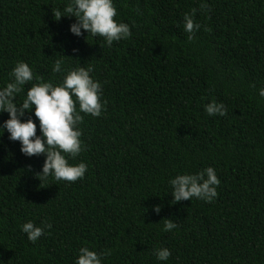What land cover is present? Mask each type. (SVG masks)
Segmentation results:
<instances>
[{
	"label": "trees",
	"instance_id": "trees-1",
	"mask_svg": "<svg viewBox=\"0 0 264 264\" xmlns=\"http://www.w3.org/2000/svg\"><path fill=\"white\" fill-rule=\"evenodd\" d=\"M202 2L114 0L132 35L109 47L54 17L67 0H0V87L21 60L58 83L63 57L65 69L91 66L107 101L101 116L81 113L85 148L70 163L88 167L76 181L41 183L44 154L0 135V264H74L81 246L111 249L103 264H264V0ZM192 8L201 28L189 41ZM212 99L225 116L206 114ZM208 166L221 181L212 202L172 201L171 176ZM164 218L177 228L161 231ZM27 220L52 227L30 242ZM155 247L170 249L167 262Z\"/></svg>",
	"mask_w": 264,
	"mask_h": 264
},
{
	"label": "clouds",
	"instance_id": "clouds-1",
	"mask_svg": "<svg viewBox=\"0 0 264 264\" xmlns=\"http://www.w3.org/2000/svg\"><path fill=\"white\" fill-rule=\"evenodd\" d=\"M207 7L204 0L200 8ZM196 11L192 8L183 14V30L189 41L193 40L195 33L201 28L200 23L195 20ZM53 13L56 19L75 17V22L69 25V31L73 35L81 36L82 30H86L87 36L103 37L104 43L109 47L114 41L128 39L132 35L130 25L119 20L114 0H67L62 10L57 9ZM64 64L63 57L54 61L52 72L63 73V79L53 83L35 75L29 63L17 61L9 73V81L0 87V113H8V118L0 123V135L6 130L8 139L19 141L20 152L26 156L44 154L41 170L36 173L41 183L48 177L67 182L84 177L88 167L86 162L81 160L70 163L85 148L81 139L80 125L84 120L81 113L92 117L101 116L107 104L103 98L102 82L91 75V66L78 65L65 69ZM34 80L36 82L31 84L21 101L17 102L16 98L24 92V86ZM258 94L264 98V87L258 89ZM26 111L29 116L23 119ZM204 111L208 116L222 117L226 115L227 108L223 102L212 99L204 105ZM168 183L171 186L172 201L196 198L212 202L218 195L217 186L221 181L215 168L208 166L195 173H177L169 178ZM160 210V205L154 206V211L159 213ZM177 226L173 219L164 218L161 231L170 232ZM51 227V223L42 221L35 224L32 220H27L20 226L30 242H36ZM153 254L157 261L167 262L171 251L167 247H155ZM109 255L111 249L97 252L88 246H81L74 264H103L104 258Z\"/></svg>",
	"mask_w": 264,
	"mask_h": 264
}]
</instances>
